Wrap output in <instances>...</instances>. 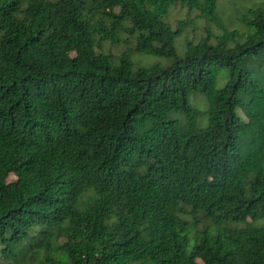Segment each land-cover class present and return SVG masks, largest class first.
<instances>
[{
  "label": "trees",
  "instance_id": "1",
  "mask_svg": "<svg viewBox=\"0 0 264 264\" xmlns=\"http://www.w3.org/2000/svg\"><path fill=\"white\" fill-rule=\"evenodd\" d=\"M218 1L0 0V264H264V0Z\"/></svg>",
  "mask_w": 264,
  "mask_h": 264
},
{
  "label": "rangeland",
  "instance_id": "2",
  "mask_svg": "<svg viewBox=\"0 0 264 264\" xmlns=\"http://www.w3.org/2000/svg\"><path fill=\"white\" fill-rule=\"evenodd\" d=\"M261 0H257L256 2H259ZM252 0H219V10H220V16L222 19L225 21L227 17H232L231 20L234 18L239 17L240 12H243L242 5H247L250 4ZM241 9V11H240ZM184 21L185 22V29H184V34L183 36L179 39L178 43L176 44L177 52L180 55V49L181 46L183 45V38L185 36L189 37L190 39L196 40L201 36L205 35V29H206V23L203 20H199L195 18L194 12H187L185 8L176 6L170 11L169 18H168V23L174 27L178 21ZM211 31L217 32V29L214 26H209ZM108 47V46H107ZM106 47V48H107ZM124 47L122 45H117L116 47H108V50L113 53L114 55H118L123 51ZM39 51L36 50L33 53H35L33 56L31 54L30 59L32 61L37 60V59H43L44 61H47L48 58L44 56L43 54L41 55L38 53ZM38 57V58H37ZM137 61H140L143 64H147L150 61H155V59L148 58V59H138L136 58ZM223 74L220 73V76ZM223 85V80L218 79L216 82V87L220 88ZM205 98L201 94H197L193 97H191V102L196 105V107L201 111L206 110V103H205ZM10 180H13L14 177H10ZM254 225L257 227L264 228V216L255 220ZM230 227H240L242 226V223H229ZM133 264H141L139 261Z\"/></svg>",
  "mask_w": 264,
  "mask_h": 264
}]
</instances>
